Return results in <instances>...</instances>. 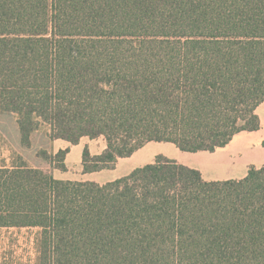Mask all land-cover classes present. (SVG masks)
<instances>
[{"label":"trees","instance_id":"trees-1","mask_svg":"<svg viewBox=\"0 0 264 264\" xmlns=\"http://www.w3.org/2000/svg\"><path fill=\"white\" fill-rule=\"evenodd\" d=\"M264 104V0H0V114L66 170L115 168L148 142L213 152L256 131ZM264 147V140L262 141ZM0 229L34 231L29 264H264V164L206 180L158 154L105 183L54 179L0 153Z\"/></svg>","mask_w":264,"mask_h":264},{"label":"rangeland","instance_id":"rangeland-1","mask_svg":"<svg viewBox=\"0 0 264 264\" xmlns=\"http://www.w3.org/2000/svg\"><path fill=\"white\" fill-rule=\"evenodd\" d=\"M256 113L260 119V130L245 131L241 141L255 140V145L249 148L241 147L240 155H235L234 164L224 165V153H210L207 151L186 152L178 149L170 142H148L140 149L136 150L131 156L121 158L113 169H103L91 173H82L81 155L84 146H88L91 154L98 153L103 140H89L82 138L78 144L71 145L65 157L66 170L61 171L52 168L41 157L37 156L40 150L55 153L61 148L68 146L62 139H49L47 136L48 126L42 125L33 133L32 144L24 147L20 143V135L15 122V115L12 113L0 114V153L4 156L9 155L12 148L22 155L33 166L45 168L50 172L54 179L61 180H89L97 183H105L128 174L133 168L153 162L158 154L177 160L180 163L189 164L193 168H201L207 178H219L231 174L241 176L247 170V165L260 166L264 163V149L261 142L264 140V104L256 108ZM262 120V126H261ZM237 138L233 143L238 142ZM240 141V142H241ZM221 148V147H220ZM231 148V146H230ZM250 166V165H249ZM34 231L16 229H0V264H29L34 260L35 252L33 248Z\"/></svg>","mask_w":264,"mask_h":264},{"label":"crops","instance_id":"crops-1","mask_svg":"<svg viewBox=\"0 0 264 264\" xmlns=\"http://www.w3.org/2000/svg\"><path fill=\"white\" fill-rule=\"evenodd\" d=\"M261 105V104H260ZM259 107V106H258ZM262 120H261V126H262ZM260 130V129H259ZM258 130V131H259ZM244 132L245 131H241V132H239V133H236L233 137H232V139L228 142V144H226L224 147H221V148H217L215 151H213V152H210V153H219V152H221V153H224V149H226V156L224 157V163H222V164H224V165H229V164H234V160H235V155H240V153H239V149L241 148V147H245V148H249L248 146H250V145H255V143L254 142H256V143H258L257 141H255V140H245V141H241L242 140V136H243V134H244ZM257 132V131H256ZM240 137V139H238V142L235 144V143H233L237 138H239ZM241 141V142H240ZM263 141V140H262ZM261 145H262V142H261ZM230 146H231V148H230ZM67 147V146H66ZM261 147H263V146H261ZM102 148H103V146H102ZM101 148V149H102ZM263 149H264V147H263ZM100 152V151H99ZM120 160V159H119ZM118 160V161H119ZM118 163V162H117ZM31 164V163H30ZM184 164V163H183ZM264 164V163H263ZM32 165V164H31ZM185 165H187V166H189V164H185ZM249 165H251V164H248L247 165V167L249 166ZM262 165V164H261ZM36 167V166H35ZM191 167V166H190ZM246 167V168H247ZM258 167V166H257ZM39 168H41V167H39ZM43 169H45V168H43ZM196 169H198V170H200V172H201V174H202V176H203V178L204 179H206V180H225V179H238V178H241V177H243V176H245V174H246V172L245 173H243L241 176H235V175H231V174H228V175H226V176H224V178H222V179H219V178H217V177H215V178H207L206 176H205V173H204V171L201 169V168H196ZM247 171V170H246Z\"/></svg>","mask_w":264,"mask_h":264}]
</instances>
